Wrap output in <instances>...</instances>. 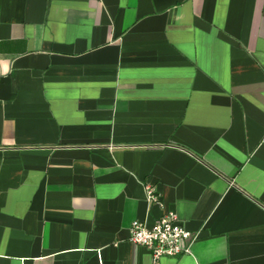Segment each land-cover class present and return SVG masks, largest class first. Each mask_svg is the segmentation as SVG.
Returning a JSON list of instances; mask_svg holds the SVG:
<instances>
[{"label":"crops","instance_id":"obj_1","mask_svg":"<svg viewBox=\"0 0 264 264\" xmlns=\"http://www.w3.org/2000/svg\"><path fill=\"white\" fill-rule=\"evenodd\" d=\"M0 264H264V0H0Z\"/></svg>","mask_w":264,"mask_h":264},{"label":"built area","instance_id":"obj_2","mask_svg":"<svg viewBox=\"0 0 264 264\" xmlns=\"http://www.w3.org/2000/svg\"><path fill=\"white\" fill-rule=\"evenodd\" d=\"M146 200L160 202L158 192L146 186ZM130 243L148 249L155 262L163 256H178L189 251L191 234L186 230L173 212H167L153 224L133 219L128 228Z\"/></svg>","mask_w":264,"mask_h":264}]
</instances>
